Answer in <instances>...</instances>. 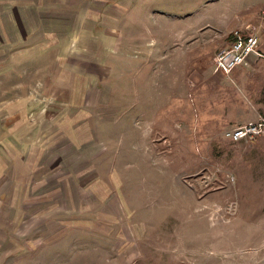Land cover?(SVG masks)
<instances>
[{
	"label": "rangeland",
	"instance_id": "1",
	"mask_svg": "<svg viewBox=\"0 0 264 264\" xmlns=\"http://www.w3.org/2000/svg\"><path fill=\"white\" fill-rule=\"evenodd\" d=\"M0 144V264H264V0H0Z\"/></svg>",
	"mask_w": 264,
	"mask_h": 264
},
{
	"label": "built area",
	"instance_id": "2",
	"mask_svg": "<svg viewBox=\"0 0 264 264\" xmlns=\"http://www.w3.org/2000/svg\"><path fill=\"white\" fill-rule=\"evenodd\" d=\"M252 55L261 57L259 53V40L257 36H242L236 33L233 45L221 50L214 57L216 72L230 73L235 68L245 64ZM261 128L258 125H250L231 131L230 136L234 141H240L249 135L259 134Z\"/></svg>",
	"mask_w": 264,
	"mask_h": 264
},
{
	"label": "crops",
	"instance_id": "3",
	"mask_svg": "<svg viewBox=\"0 0 264 264\" xmlns=\"http://www.w3.org/2000/svg\"><path fill=\"white\" fill-rule=\"evenodd\" d=\"M9 168L6 148L3 144H0V183L5 178L7 170Z\"/></svg>",
	"mask_w": 264,
	"mask_h": 264
}]
</instances>
